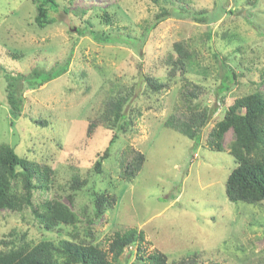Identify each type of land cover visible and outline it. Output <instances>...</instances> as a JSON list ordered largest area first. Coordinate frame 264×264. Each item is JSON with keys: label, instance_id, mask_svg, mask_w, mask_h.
I'll return each instance as SVG.
<instances>
[{"label": "rangeland", "instance_id": "obj_1", "mask_svg": "<svg viewBox=\"0 0 264 264\" xmlns=\"http://www.w3.org/2000/svg\"><path fill=\"white\" fill-rule=\"evenodd\" d=\"M56 1L55 23L39 29L29 0H0V144L54 170L49 191L34 193L33 203L59 199L83 221L80 213L83 207L91 212L93 193L107 190L117 201L92 223L95 243L103 249L115 232L136 228L144 233L146 249L163 253L170 263L264 264V201L233 204L225 194L226 179L235 166L228 154L234 134L231 129L224 134L222 152L209 150L206 143L234 100L264 93V0H168L191 13L213 15L222 3L225 12L206 24L170 17L144 38L143 28L157 12L149 0ZM102 10L111 24L105 23ZM85 20L90 28L83 30ZM78 28L85 34L79 35ZM89 30L132 42L103 43ZM177 42H187L196 56L186 80L176 71L169 77ZM10 53L24 57L12 59ZM68 59V72L50 81L42 74L37 80L44 85L23 89L22 112L14 116L6 102L4 74H26L35 60L44 71L57 63L52 70L61 72ZM228 69L236 80L227 93L217 94L219 78ZM143 75L168 87L154 93ZM185 92L197 93L189 97L192 110L214 111L197 145L166 124L187 121ZM124 93L130 95L124 114L131 124L122 133L107 128L104 114L108 103ZM113 132L117 139L96 173L97 153L107 147ZM140 155V169L126 176L125 167L134 166ZM74 175L86 184L70 204L66 196ZM13 229L27 232L33 244L65 239L71 232L69 227L40 229L29 210L0 209V238Z\"/></svg>", "mask_w": 264, "mask_h": 264}, {"label": "trees", "instance_id": "obj_2", "mask_svg": "<svg viewBox=\"0 0 264 264\" xmlns=\"http://www.w3.org/2000/svg\"><path fill=\"white\" fill-rule=\"evenodd\" d=\"M29 1L35 9L36 14L33 21L37 28L44 29L55 23L56 18L53 15L59 12V4L56 0ZM149 1L157 6V12L143 28L142 38L156 28L159 23L170 17L188 18L197 23L206 24L215 19L214 15L225 12V6L222 3L216 7V13L213 15L206 11L191 13L182 7H175L168 0H164L165 4H159V0ZM102 11L105 23L111 24L108 14L104 10ZM84 22L87 28L83 30L90 28L89 21L85 20ZM83 30L78 28L76 32L79 35H84ZM88 34L103 43L130 44L132 42L131 39H122L118 35H111L103 30H89ZM173 51L175 56L169 69V77L174 78L176 71L182 74L183 80H186V71L196 60L195 52L187 42L175 43ZM10 56L12 59L19 60L24 57V54L10 53ZM36 60L26 74L21 72L4 74L6 102L16 117H19L22 112L25 99L23 97L24 88L34 89L36 86L44 85L45 81L37 80L42 74L51 77L47 81L58 78L68 72L70 64L68 59L63 70L54 73L52 68L57 63L53 64L49 71H44L37 67L39 63L37 64ZM143 79L147 87L154 93L168 87L152 76L143 75ZM235 80L236 74L232 69L224 71L222 77L219 78L217 94L227 93ZM26 84L29 86L25 87ZM195 95L197 93L183 96V101L187 104L184 107L189 114L187 121L179 123L178 126H172L171 121L166 124L197 145L201 141V129L211 119L214 111L192 110L188 106L191 103L189 97H196ZM129 96L127 93L120 94L108 103L104 117L109 130L116 128L115 131L118 130L122 133L128 131L131 122L126 118L124 109ZM35 122L45 125L42 120H35ZM92 127V123L88 124L87 137H90ZM229 129L234 134V140L230 144L228 154L232 157L235 166L226 179V197L233 204L243 202L257 205L264 201V93L255 91L234 100L208 134L206 138L208 149L222 152L221 140ZM116 139L117 132H113L107 147L101 153H97V159L93 164L94 172H101L102 161L108 156L109 149ZM135 160L134 166L125 167L128 171L124 173L128 177L140 169L143 156L140 155ZM53 176L54 170L47 163L19 156L10 145L0 144V209L11 213H22L29 210L38 227L47 232L60 231V227L71 229L65 239L41 240L35 244L30 242L27 232L10 230L0 238V264H184L183 260L170 263L167 256L157 250L148 251L143 231L136 228L115 232L106 249L95 243L92 230L93 221L112 209L117 201L116 196L109 194L106 192L107 190L93 193L92 213L90 212V214L83 207L84 209L82 208L80 213L83 221L78 213L59 199H44L40 203L34 204V193L48 192ZM85 184L86 181L81 180L77 175L71 177L69 183L71 194L66 196L70 204L73 202L75 192Z\"/></svg>", "mask_w": 264, "mask_h": 264}]
</instances>
